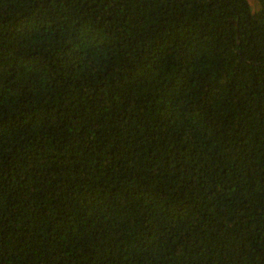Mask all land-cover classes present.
<instances>
[{
    "label": "trees",
    "instance_id": "obj_1",
    "mask_svg": "<svg viewBox=\"0 0 264 264\" xmlns=\"http://www.w3.org/2000/svg\"><path fill=\"white\" fill-rule=\"evenodd\" d=\"M0 264H264V0H0Z\"/></svg>",
    "mask_w": 264,
    "mask_h": 264
},
{
    "label": "rangeland",
    "instance_id": "obj_2",
    "mask_svg": "<svg viewBox=\"0 0 264 264\" xmlns=\"http://www.w3.org/2000/svg\"><path fill=\"white\" fill-rule=\"evenodd\" d=\"M253 4H255V1H253Z\"/></svg>",
    "mask_w": 264,
    "mask_h": 264
}]
</instances>
